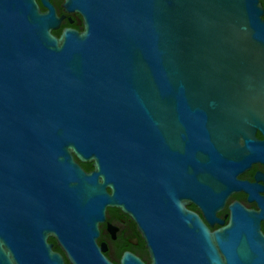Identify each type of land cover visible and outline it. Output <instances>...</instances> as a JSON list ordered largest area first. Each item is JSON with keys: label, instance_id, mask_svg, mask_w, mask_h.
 I'll return each instance as SVG.
<instances>
[{"label": "water", "instance_id": "water-1", "mask_svg": "<svg viewBox=\"0 0 264 264\" xmlns=\"http://www.w3.org/2000/svg\"><path fill=\"white\" fill-rule=\"evenodd\" d=\"M41 4L0 0V264H64L51 235L74 264H112L95 246L109 206L152 264H264L261 214L212 233L182 203L215 193L243 125L248 150L264 132L262 2L66 0L85 31L59 37Z\"/></svg>", "mask_w": 264, "mask_h": 264}, {"label": "flooded vegetation", "instance_id": "flooded-vegetation-1", "mask_svg": "<svg viewBox=\"0 0 264 264\" xmlns=\"http://www.w3.org/2000/svg\"><path fill=\"white\" fill-rule=\"evenodd\" d=\"M59 17H64L59 30L53 33L60 36L64 29L70 28L79 32L85 31L83 16L77 12H65L66 0H50ZM264 8V0H260ZM43 11H46L38 0ZM242 126V125H241ZM247 125L235 135L236 151L230 150L226 175L215 186V193L197 202L193 199H182L185 209L193 213L210 232L215 233L229 225L234 211L244 210L261 214L260 230L264 235V132L256 128L252 134L251 149L247 148ZM86 172H92V163H81ZM112 192L111 188H108ZM264 242V238L262 239ZM48 243L52 252L62 257L64 264H74L75 252L65 249L56 236H49ZM98 256L108 259L112 264H123L125 257L135 259L139 264H152L150 247L137 221L118 207L109 206L105 219L99 223L98 236L95 238ZM72 254V255H71Z\"/></svg>", "mask_w": 264, "mask_h": 264}]
</instances>
